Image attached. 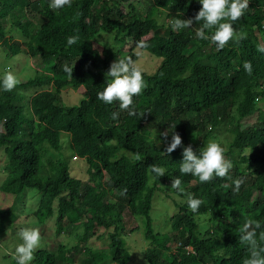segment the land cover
I'll return each instance as SVG.
<instances>
[{
    "label": "trees",
    "instance_id": "trees-1",
    "mask_svg": "<svg viewBox=\"0 0 264 264\" xmlns=\"http://www.w3.org/2000/svg\"><path fill=\"white\" fill-rule=\"evenodd\" d=\"M47 3L0 0V47L49 65L47 71L19 79L11 91H0V150L7 158L1 190L16 196L29 188L38 190V210L56 216L57 233L64 230V219L75 229L83 227L84 237L96 227L105 228L109 246L85 247L86 263L75 259L76 250H82L75 245L60 244L56 251L40 248L33 253L34 263L130 264L131 253L121 235L128 212L146 218L148 264H243L249 253L238 239V228L252 218L262 225L257 234L264 232V52L257 50L264 46V0H249L233 22L238 39H230L219 50L211 41L195 37L201 21L173 32L155 19L194 17L201 7L198 0H72L70 7L55 11ZM32 10L44 19L36 22ZM12 30L23 40H12L8 34ZM103 31L118 32L114 40L130 41L131 48L97 49L95 40ZM69 36L77 40L66 46ZM136 47L159 59L153 72L137 65ZM126 56L144 79L142 91L133 97L140 113L136 116L120 110L115 101L104 104L96 99L111 62ZM244 61L250 62L251 72L244 71ZM64 64L73 65L72 76L62 71ZM32 85L50 87L28 98L22 89ZM67 88L81 94L79 102H63ZM27 99L31 117L22 105ZM113 111L118 112L116 119ZM220 127L228 132L224 154L233 161L228 175L200 182L179 173L182 148L190 144L199 150ZM168 130L181 136V144L165 153L171 139ZM154 131H160V146L152 143ZM63 133L68 134L75 158L86 161L87 179L71 175L69 159L44 157L46 148L62 151ZM152 163L167 172L154 179L149 172ZM176 177L180 187L202 203L194 214L180 202L184 194L171 189L182 198L175 200L178 215L168 231H157L151 216L156 192L161 181L171 187ZM234 179L242 180L237 192L231 191ZM194 215L207 219L198 224ZM19 216L13 208L0 207V236L16 225ZM177 242L180 246L173 249ZM260 245L264 247V241ZM5 264L15 261L11 258Z\"/></svg>",
    "mask_w": 264,
    "mask_h": 264
},
{
    "label": "clouds",
    "instance_id": "clouds-1",
    "mask_svg": "<svg viewBox=\"0 0 264 264\" xmlns=\"http://www.w3.org/2000/svg\"><path fill=\"white\" fill-rule=\"evenodd\" d=\"M198 2L201 7L194 17L180 18V16H173L170 22L166 17L157 16L155 19L157 23L168 24L173 32L189 28L192 26L193 20L196 22L201 21L200 27L195 29V37L198 40L211 41L215 44L217 50L222 49L230 39H238L233 22L237 21L248 8L249 0H198ZM71 3L72 0H48L47 7L55 11L63 9L65 6L70 7ZM205 30L210 31L206 32ZM76 40V36H69L66 46L74 44ZM105 41L112 47L110 40ZM257 50L264 52V46H257ZM61 67L63 72L72 76L73 65L64 64ZM242 67L246 72L252 71V66L248 61H244ZM18 83L19 80L13 72L5 70L0 73V91H11ZM144 86L142 70L136 63L127 56L117 58L111 62L105 72V82L102 84V88L96 92V99L104 104L117 102L118 108L126 110L129 116L140 115L133 103V97L140 94ZM117 116L118 112L113 111L111 113L113 119H116ZM168 132L171 133V139L164 149L165 153L172 152L181 144L179 134L174 130H168ZM168 132L162 135L167 136ZM224 151L221 144L214 139L207 140L202 147H199V150L195 151L190 144L186 145L182 148V159L179 161L178 171L181 174H189L200 182L210 181L213 177H226L229 170L233 168V161L226 158ZM135 158L139 159V156ZM149 172L156 179L167 170L164 166L152 163L149 165ZM241 183V179H234L231 191H239ZM180 184L179 177L173 178L171 189H176L177 192L184 194L185 199L180 202L186 204L192 213H198L202 200L199 197H194L191 192H185ZM206 219L205 216L194 215V220L198 224L204 223ZM261 227L262 225L258 220L248 218L238 228V239L247 246L249 253L243 260V264H264V247L260 245V241H264V232L258 235L256 231ZM16 236L18 242L11 253L15 264H30L34 251L42 245L40 231L37 227H21L17 230ZM176 244L180 243H174L172 245L173 249L180 246H176ZM187 248L189 249L190 246H187Z\"/></svg>",
    "mask_w": 264,
    "mask_h": 264
},
{
    "label": "rangeland",
    "instance_id": "rangeland-1",
    "mask_svg": "<svg viewBox=\"0 0 264 264\" xmlns=\"http://www.w3.org/2000/svg\"><path fill=\"white\" fill-rule=\"evenodd\" d=\"M34 1V0H33ZM144 2V1H143ZM32 12H36L32 10ZM35 21H42L44 19L41 14L36 12L34 15ZM116 31H103L95 40V46L97 49L102 50L103 47H110L105 40H110L112 42V47L122 50V52L128 51L131 48L130 41H123L119 37L118 41L114 40V35L117 34ZM9 35H12V40H23V37L17 30L9 31ZM122 36V35H121ZM122 46V48L120 47ZM138 56L137 65L148 72H153L158 65L159 59L152 55L147 50L141 47H136L134 49ZM5 70L13 72L17 79L30 78L35 75L36 72H42L49 70V65H44L38 57H30L27 53L21 52L18 54H11L7 52L4 48L0 47V73ZM50 86H38L32 85L23 88L29 98V96L41 91L44 88ZM81 94L73 89L67 88L63 91L62 100L65 104H73L79 102ZM25 107L26 113L31 117L29 99L22 103ZM255 117L252 116L248 119L249 123L254 121ZM228 132L226 127L218 128L209 139H214L221 144V146L226 149V139ZM155 135V136H154ZM62 151H54L48 148L44 151V157L52 159H69L70 160V173L74 177H79L83 179L88 178L87 168L85 160L75 158L74 153L71 150L70 139L68 134H62ZM153 143L160 146V131H154L152 137ZM208 139V140H209ZM157 141H159L157 143ZM126 151L125 153L132 155L127 149H121L120 152ZM6 154L3 150H0V207H10L19 213V221L14 225L13 228L9 229L7 233L0 236V264L8 263L12 257L11 253L14 249L15 244L18 242L16 232L21 227H37L41 233L42 245L40 248H47L56 251L60 244H64L67 247L77 246L82 248V250H76L75 259L78 262L86 263L88 260V255L84 252L85 247H91L95 249H108L109 239L108 233L105 228L96 227L94 230L88 233L84 237V228H74L73 224L64 219L63 225L64 230L57 233L56 228V216H47L40 213L38 206L41 199V192L38 190L29 188L20 195L16 196L14 194L5 193L1 190V184L5 179V170L3 164L6 162ZM107 175H104V180ZM160 190L156 192L154 198V205L151 212L153 216V223L157 231L166 232L170 229L171 223L174 222V218L178 215V208L175 200H182L173 193L171 187L167 182H160ZM16 203V204H15ZM13 205V206H12ZM12 206V207H11ZM58 208V204L55 203V209ZM35 214V216L31 214ZM124 226L125 230L121 235L125 238L126 248L130 251L132 261L130 264H148L147 260L144 258V251L147 248L148 240L146 237V218L143 216H134L128 212H124ZM39 218L42 220L40 221ZM206 221V220H205ZM204 221V222H205ZM123 228H121L122 230ZM173 244V243H172ZM34 263V258L30 262ZM101 264H114L112 261H106Z\"/></svg>",
    "mask_w": 264,
    "mask_h": 264
},
{
    "label": "built area",
    "instance_id": "built-area-1",
    "mask_svg": "<svg viewBox=\"0 0 264 264\" xmlns=\"http://www.w3.org/2000/svg\"><path fill=\"white\" fill-rule=\"evenodd\" d=\"M178 245H180V244H176V246H178ZM189 250H192V248L190 247Z\"/></svg>",
    "mask_w": 264,
    "mask_h": 264
}]
</instances>
